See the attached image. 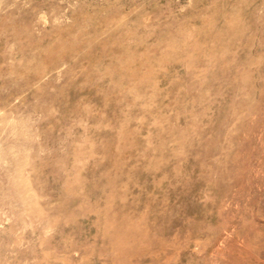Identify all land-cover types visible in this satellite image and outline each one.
<instances>
[{"label": "rangeland", "instance_id": "1", "mask_svg": "<svg viewBox=\"0 0 264 264\" xmlns=\"http://www.w3.org/2000/svg\"><path fill=\"white\" fill-rule=\"evenodd\" d=\"M0 264H264V0H0Z\"/></svg>", "mask_w": 264, "mask_h": 264}]
</instances>
